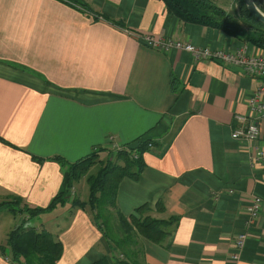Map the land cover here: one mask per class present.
Returning a JSON list of instances; mask_svg holds the SVG:
<instances>
[{"label": "crops", "instance_id": "1", "mask_svg": "<svg viewBox=\"0 0 264 264\" xmlns=\"http://www.w3.org/2000/svg\"><path fill=\"white\" fill-rule=\"evenodd\" d=\"M143 35L229 52L247 45L264 56L219 29L181 21L161 0H0V203L46 209L66 188L69 164L144 137L154 142L146 167L120 182L110 211L128 217L148 206L144 216L176 221L162 243L140 239L137 264H264V166L252 162L256 144L232 137L239 118L254 117L259 79L150 48ZM260 130L264 144V121ZM255 197L260 216L248 226ZM21 223L62 244L56 264L114 259L88 205L67 201L34 218L2 207L0 245ZM0 264L13 263L0 251Z\"/></svg>", "mask_w": 264, "mask_h": 264}, {"label": "trees", "instance_id": "2", "mask_svg": "<svg viewBox=\"0 0 264 264\" xmlns=\"http://www.w3.org/2000/svg\"><path fill=\"white\" fill-rule=\"evenodd\" d=\"M161 1L172 15L183 22L219 29L241 40L244 44H250L264 51V25L251 15L243 0H238L239 9L235 13L227 12L225 8L218 5L217 0ZM255 1L264 12V8L259 5V0ZM76 3L84 8L87 6L82 1ZM150 143L154 146L152 140L143 137L139 138L133 146H123L118 152L108 148H98L90 155L69 164L66 173V188L53 199L46 209L29 208L23 205L20 199L15 200L17 202L15 206L9 207L8 204L7 207L16 215L26 214L29 218H34L67 201H71L74 207L88 205L92 208L94 221L106 241L109 245L110 243L115 245L111 246V251L118 249L124 252L125 246H137L141 238L160 244L168 235L167 230L176 218L161 220L144 216L143 213L149 210L148 206L138 208L135 214L128 217L120 211L117 214L110 211L111 208L117 207L116 197L120 182L126 177L137 180L146 167L144 155L151 150ZM106 153L107 159L104 165L97 174H92L91 168L95 161ZM134 153L138 155L137 159L133 158ZM84 177L89 184V198L86 202L78 197H72L71 193L74 185ZM161 208L160 204L158 209L161 210ZM115 219L118 221L116 225L127 229L124 233L126 236H122L119 231L115 233L111 228L112 221ZM131 246L127 254L131 253ZM0 251L13 264H56L62 255L63 247L45 229L38 231L34 227L21 223L11 230L6 244L0 245ZM123 252L122 256L126 260L113 256L118 261L114 264H137L135 260L130 261L123 255ZM138 253H140L139 250ZM132 256L136 258L138 255L132 253ZM111 259V257L103 256L94 264H111Z\"/></svg>", "mask_w": 264, "mask_h": 264}, {"label": "built area", "instance_id": "3", "mask_svg": "<svg viewBox=\"0 0 264 264\" xmlns=\"http://www.w3.org/2000/svg\"><path fill=\"white\" fill-rule=\"evenodd\" d=\"M138 37L150 48L162 51L177 49L190 53L198 61H214L227 66H240L245 70L248 76L259 79L254 95L249 100V106L254 117L239 118L243 124L234 130L232 137L234 139H242L256 144L252 150V162L264 166V144H258L261 135L260 122L264 121V56L250 54L247 45L237 52H229L200 48L192 44L164 37L156 38L148 35ZM149 147L153 149V144L150 143ZM110 148L114 152H118L122 150L123 146L112 143ZM133 158L137 159L138 155L134 153ZM261 207L262 199L255 197L248 208V226H253L257 222ZM246 238V233L238 236L236 240V247L238 249L244 247ZM233 259H238V255H234Z\"/></svg>", "mask_w": 264, "mask_h": 264}, {"label": "rangeland", "instance_id": "4", "mask_svg": "<svg viewBox=\"0 0 264 264\" xmlns=\"http://www.w3.org/2000/svg\"><path fill=\"white\" fill-rule=\"evenodd\" d=\"M217 2H218V5H220L221 7H223V8H225V10L227 11V12H231V13H235V12H237L238 11V9H239V4H238V0H217ZM259 5L261 6V7H263L264 8V0H259ZM108 149L109 150H111V148H110V146L108 147ZM107 159V153L106 154H102L96 161H95V163H94V165L92 166V168H91V173L92 174H97L98 172H99V170L102 168V166L104 165V162H105V160ZM101 160V161H100ZM87 179H86V177H84V178H82L80 181H82V185H81V187H79V189H78V192H77V194L78 195H80L79 193H80V191H81V197H85L86 196V193H87V191H88V189H87V185H86V187H85V184H86V181ZM82 187H85V190H84V188H82ZM72 197H77L78 195H75L76 194V189H75V186L72 188ZM85 199V198H84ZM16 199L15 198H12L11 200H5V201H3L2 203H0V208H2V207H7V205L9 204L10 206L9 207H13V206H15L16 205V201H15ZM111 212H113V211H111ZM26 215V214H25ZM27 216V215H26ZM23 217H25V216H23ZM112 226H111V228L113 229V231L116 233V231H119V233L122 235V236H126V234H124L126 231H127V229H122L120 226H118V225H116L117 223H118V221H117V219H115V220H113L112 221ZM107 234H110V233H108V232H106ZM129 233V232H128ZM107 244H108V246H109V249L111 248V246L113 247V246H115L114 244H112V243H110V245H109V243H108V241H107ZM131 245H129V246H125V251L123 252L122 250H118V249H114V251L112 252V254H111V256L113 257V256H116L117 258H119L120 260H126V258L124 257V256H122V252L124 253L123 255H125L126 257H128L129 258V260L130 261H136L137 263H138V261H137V259H139L140 260V255H138L139 253H138V250H140V246H139V244L137 245V246H131V253L130 254H127V252H128V250H129V247H130ZM111 250V249H110ZM121 253V254H120ZM132 253H137V257L135 258L134 256H132ZM112 260H114V262H118L116 259H112Z\"/></svg>", "mask_w": 264, "mask_h": 264}, {"label": "water", "instance_id": "5", "mask_svg": "<svg viewBox=\"0 0 264 264\" xmlns=\"http://www.w3.org/2000/svg\"><path fill=\"white\" fill-rule=\"evenodd\" d=\"M247 10L262 25H264V12L258 7L255 0H243Z\"/></svg>", "mask_w": 264, "mask_h": 264}]
</instances>
